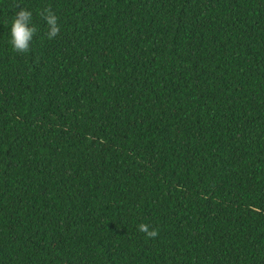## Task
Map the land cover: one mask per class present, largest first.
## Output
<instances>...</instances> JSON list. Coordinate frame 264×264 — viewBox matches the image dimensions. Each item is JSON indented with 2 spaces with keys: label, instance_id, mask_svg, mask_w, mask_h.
I'll return each mask as SVG.
<instances>
[{
  "label": "trees",
  "instance_id": "trees-1",
  "mask_svg": "<svg viewBox=\"0 0 264 264\" xmlns=\"http://www.w3.org/2000/svg\"><path fill=\"white\" fill-rule=\"evenodd\" d=\"M0 264H264V0H0Z\"/></svg>",
  "mask_w": 264,
  "mask_h": 264
},
{
  "label": "clouds",
  "instance_id": "clouds-1",
  "mask_svg": "<svg viewBox=\"0 0 264 264\" xmlns=\"http://www.w3.org/2000/svg\"><path fill=\"white\" fill-rule=\"evenodd\" d=\"M18 11H15L11 24V40L10 44L12 49L16 53L24 54L30 49L31 42L34 35L37 33V27L32 23L33 13L32 11L16 6ZM40 17L46 22L47 25V38L55 39L60 33V27L57 15L52 11L50 7L44 8L38 13ZM138 231L146 234L149 239H155L159 235L158 229H152L148 224L141 223L138 226Z\"/></svg>",
  "mask_w": 264,
  "mask_h": 264
}]
</instances>
